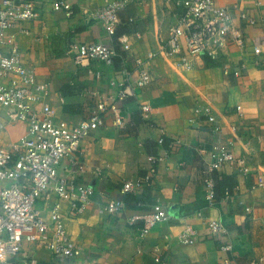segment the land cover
Masks as SVG:
<instances>
[{
  "label": "crops",
  "instance_id": "crops-1",
  "mask_svg": "<svg viewBox=\"0 0 264 264\" xmlns=\"http://www.w3.org/2000/svg\"><path fill=\"white\" fill-rule=\"evenodd\" d=\"M28 1L33 2L38 18L23 22L15 30L16 43L36 81L48 84L46 102L55 120L77 124L88 119L95 100L118 93V72L124 62L130 69L136 60H145L147 53H156L148 64L151 82L118 105L122 126H117L109 114L104 125L80 144L78 158L85 172L78 180L94 187L93 203L77 214L69 202L60 201L64 227L80 249V261L216 264L223 256L218 250L220 240L208 233L205 224L214 221L228 232L233 251L227 256L235 264H251V260L264 264V189L251 190L258 181H264V53L258 63H253L249 49L230 46L218 59L198 58L193 69L185 71L160 52L177 11L169 10L165 0L130 1L117 14L119 23L114 35L105 32L93 13L117 0H77L70 15L53 10L56 0ZM215 3L229 8L235 25L240 24L241 11L256 17L257 24L246 30L247 41L263 42L264 0ZM73 44H103L111 47L116 56L110 66L97 60L79 66L73 61ZM241 64L245 66L240 68ZM224 65L229 67L227 74L223 72ZM236 68H240L239 77L232 74ZM141 105L150 109L148 121L138 110ZM206 113L220 122L227 138L233 136L230 126H243L249 131L247 146L237 142L234 147L236 155L246 158L249 173L241 176L232 167L214 173L216 200L211 205L202 183L199 153L200 149H209L215 138ZM0 115L5 124L0 130V148H6L23 135L25 125L9 123L1 112ZM161 136L164 143L159 145ZM171 142L169 156L154 165L155 175L150 182L132 194H121L125 181L145 177L147 156L168 149ZM72 167L69 160H63L58 176H69ZM226 192L231 194V200L225 199ZM113 199L121 200L124 210L114 215L100 213ZM57 201L51 192L47 202L37 203L45 219ZM155 209L165 210L172 220L155 225L141 237L143 222L131 223L130 218ZM184 225L196 230L192 245L177 241ZM21 255L24 259L34 258L37 264H70L26 242Z\"/></svg>",
  "mask_w": 264,
  "mask_h": 264
},
{
  "label": "built area",
  "instance_id": "built-area-1",
  "mask_svg": "<svg viewBox=\"0 0 264 264\" xmlns=\"http://www.w3.org/2000/svg\"><path fill=\"white\" fill-rule=\"evenodd\" d=\"M75 1L56 0L52 5L53 10L70 15ZM130 1L117 0L107 4L93 13V18L101 23L107 34L114 35L119 23L117 14ZM165 4L169 10L176 8L177 11L160 52L163 57L173 60L177 68L190 71L196 59L204 56L218 59L230 46L249 49L253 63L261 60L264 40L260 44H248L247 41V28L257 24L256 17L248 12H239L240 24L235 25L229 8L216 5L215 0H165ZM37 18V10L31 1L0 0V112L7 122L25 125L23 135L16 142L0 148V264H37L34 258H22L25 242L44 248L55 260L65 258L70 264H84L80 261L79 247L65 230L60 201L69 202L71 210L77 214L92 205L94 187L78 180V176L85 172L78 158L80 144L91 132L104 125L105 117L109 114L113 115L117 126H122L118 105L133 97L136 89L145 88L151 82L148 64L156 57V53H147L145 60H136L130 69L124 62L118 72V93L95 100L88 119L77 124L55 120L46 102L48 84L38 83L29 72L15 38V30L23 22ZM71 49L75 52L73 61L79 66L90 60L110 66L116 56L111 47L103 44H73ZM244 66L241 64L240 68ZM240 68L233 70L235 77H239ZM223 72H229L227 65L223 66ZM138 110L144 121H148L149 107L141 105ZM236 111L240 113V107ZM205 115L210 123V131L215 135L209 149L199 150L203 164L202 183L207 203L211 205L216 200L214 173L226 167L235 168L241 176L249 173L246 158L234 152L237 142L247 146L249 131L243 126H230L233 136L227 138L220 122L211 114ZM4 126L0 115V130ZM157 143L162 145L164 137L158 138ZM172 143L159 154L147 156L149 167L145 177L125 181L120 193L132 194L150 182L155 175L154 165L169 156ZM66 159L73 169L69 176H58V168ZM257 189H264V181L260 180L251 187L252 191ZM51 192H54L58 201L51 206L48 219H45L37 203L47 202ZM230 195L226 192L225 199L231 200ZM124 207L121 200L113 199L101 208L100 213L114 215L123 211ZM245 210L249 211L248 208ZM170 220L172 216L162 209L130 218L131 223L143 222L141 237L147 235L155 225ZM205 224L208 233L220 240L218 250L223 256L216 264H235L227 256L233 251V245L227 239L228 232L224 226L214 221ZM195 236L196 230L191 225H184L177 234V241L192 245ZM258 261L262 262L263 259ZM251 264H255V260H251Z\"/></svg>",
  "mask_w": 264,
  "mask_h": 264
}]
</instances>
